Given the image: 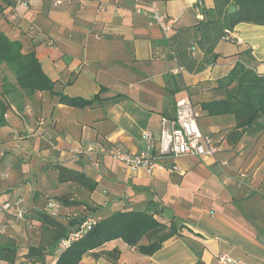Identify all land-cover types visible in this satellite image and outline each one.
<instances>
[{
  "label": "crops",
  "instance_id": "0c3cea01",
  "mask_svg": "<svg viewBox=\"0 0 264 264\" xmlns=\"http://www.w3.org/2000/svg\"><path fill=\"white\" fill-rule=\"evenodd\" d=\"M15 1L0 0V31L27 46L25 52L35 53L56 93L96 101L75 108L48 92L27 96L18 90L9 96L8 111L14 119L6 114V125L0 127V204L21 202L26 216L34 199L43 202L59 190L55 197H64L58 202L80 203L60 205L64 223L80 214L101 220L117 212L152 208L161 222L178 228L179 236L148 257L120 240L106 244L101 250H119L116 264H220L221 256L235 264H264V134L244 137L229 147L225 138L230 126L224 118L201 112V131L219 145L215 160L179 157L163 161V169L148 174L145 169L130 172L111 157L115 147L130 153L144 150L142 132L157 136L161 119L174 115L180 98L188 97L197 106L211 100L214 83L236 62L264 74V27L239 23L225 30L239 41L219 39L213 64L198 74L184 70L175 75L178 63L150 19L149 3L175 20L174 33L204 21L195 17L198 0H110L103 11L93 0L68 8L56 7L52 0L21 5ZM213 7V0H202V12ZM207 46L197 45L199 58H204ZM0 77L1 85L3 79L15 83L6 66L0 67ZM16 139L26 140L22 150L9 147ZM34 140L44 143L52 159L36 174ZM59 169L89 180L94 190L88 191L78 178L65 176L59 182ZM241 173L245 178L238 183ZM69 188L73 192H67ZM14 208L2 217H13ZM16 232L6 239L15 241L23 260L31 245L26 244L24 230ZM0 239V245L6 243ZM80 264L112 263L87 255Z\"/></svg>",
  "mask_w": 264,
  "mask_h": 264
},
{
  "label": "trees",
  "instance_id": "16d2710c",
  "mask_svg": "<svg viewBox=\"0 0 264 264\" xmlns=\"http://www.w3.org/2000/svg\"><path fill=\"white\" fill-rule=\"evenodd\" d=\"M213 3V9L204 10V21L176 30L168 42L178 65L189 74H198L207 65L214 63L217 56L212 53L213 47L224 37L225 30L232 29L239 23L264 27V0H213ZM230 6L236 8L232 14H228ZM199 44L201 47L208 45L202 59L197 54ZM1 66H6L15 83L11 84L3 79L0 90V127L6 125L5 115L9 110L7 99L18 90L27 96L48 92L57 97L59 103L75 108H84L96 101L95 98L84 100L56 93L54 83L42 72L35 53L25 52L19 41L8 39L0 31ZM211 91L214 92L213 98L201 103L200 111L208 117L224 118V123L230 126L225 138L229 147H235L244 137L254 138L264 134V74L236 62L228 75L214 83ZM65 176L74 181L77 178L84 181L88 191L95 188L89 180L75 172L59 169V182ZM33 201V207L30 209L32 212L26 218L38 225L40 235L37 244L28 246L26 253L21 257L23 260H19L15 241L6 239V243L0 245V263L80 264L85 256L91 255L94 258L103 257L116 264L120 255L117 248L110 251L101 250L112 241L120 240L128 248L135 249L138 255L148 257L161 250L169 239L179 236L175 224L161 222L156 210L152 208L144 211L117 212L96 221L85 235L58 252L61 241L77 231L87 218L80 214L67 218L64 223L58 218L59 210L54 213L48 208V201L43 206L37 204V199ZM13 203L5 201L0 204V217L9 214L15 206ZM55 203L59 207L80 205L79 202L66 199ZM4 204L10 205L8 211H2ZM12 216L15 217L14 212Z\"/></svg>",
  "mask_w": 264,
  "mask_h": 264
},
{
  "label": "built area",
  "instance_id": "2783aa9c",
  "mask_svg": "<svg viewBox=\"0 0 264 264\" xmlns=\"http://www.w3.org/2000/svg\"><path fill=\"white\" fill-rule=\"evenodd\" d=\"M96 9L103 11L106 9L110 0H93ZM28 0H16V5L27 4ZM56 7L68 8L69 6L78 3L82 4L85 0H52ZM150 19L154 23L164 39L169 42L172 36L175 20L169 19L164 14L160 13L156 4L153 1L149 3ZM195 17L198 21L203 20L202 0H198L195 8ZM226 42H238V39H233L228 31L224 32L222 38ZM174 60L177 62L175 56ZM184 69L179 65L172 72L180 74ZM199 113L195 110L192 102L188 97L180 98L175 103L174 115L171 118H162L160 121V129L158 135L155 136L151 131L144 130L141 134L142 141L145 144V149L138 153H130L122 151L117 147L113 148L111 157L116 162L122 164L130 172L139 169H145L148 174H151L155 169H163V161L174 160L179 157L190 156L197 158L216 159L219 152V145L214 138L208 134H204L199 127ZM92 150H88L91 153ZM218 166L224 163L218 162ZM172 172H176L177 168L172 167ZM245 174H240L237 182L242 183ZM21 202L15 203L14 216L16 220H21L23 217V208ZM48 208L56 213L59 206L54 201L48 202ZM2 211L10 209L9 204H4L1 207ZM98 221L94 218H88L79 229L70 234V236L61 241L58 246V252L65 250L73 241L80 239L90 230L91 226ZM220 264H235L231 259L221 256Z\"/></svg>",
  "mask_w": 264,
  "mask_h": 264
},
{
  "label": "rangeland",
  "instance_id": "374dc122",
  "mask_svg": "<svg viewBox=\"0 0 264 264\" xmlns=\"http://www.w3.org/2000/svg\"><path fill=\"white\" fill-rule=\"evenodd\" d=\"M24 50L27 51V46L23 47ZM1 78V77H0ZM11 79V78H10ZM1 83V81H0ZM0 88H1V84H0ZM203 103V102H202ZM193 106L195 108V110H197V112L199 113V119H201V111H200V104L197 106L196 103H193ZM10 118L14 119L13 114L10 111H7V113ZM202 120V119H201ZM33 140V139H32ZM23 139H16L13 140L12 143L10 144L9 147H15L17 150H22V147L25 145L24 144ZM216 141V140H215ZM32 144H34V151H35V155H34V159H33V173L36 174L44 165H48L49 163H51L52 159L50 158L49 155H51V153H45L46 152V148L44 143H42L41 141H31ZM241 174H245V173H241ZM53 176H51L49 179L51 180V186L53 187V184H55V182L53 181ZM58 186H56V188H54L55 190H57ZM60 188V187H59ZM58 188V189H59ZM54 191V190H53ZM58 192L60 193V191L58 190ZM58 192H53L51 194L50 197H48L47 199L45 198L42 202V200L40 198H38L37 200V204L39 206H43L45 201L50 199L51 201L54 202H58V198H63L64 196H58L55 197V195H58ZM67 192H73L72 188H69V190H67ZM66 198V196H65ZM27 213L26 216L24 218L23 214V220L17 221L15 220L13 217H9L7 220H5L2 216L0 217V238L3 237V240H6V238L8 236H14V234L17 235V230H21V232L24 230V234H22L23 236H25V238L27 239V245H32V244H37L38 242V238H39V229H38V225L35 221H32V224H30L29 219H27L26 217H28L29 215H27L28 213L30 214V209H27ZM14 212V211H13ZM33 214V213H32ZM63 217V215H61L60 213L58 214V218ZM21 234V233H20ZM1 241V239H0Z\"/></svg>",
  "mask_w": 264,
  "mask_h": 264
},
{
  "label": "water",
  "instance_id": "95a60500",
  "mask_svg": "<svg viewBox=\"0 0 264 264\" xmlns=\"http://www.w3.org/2000/svg\"><path fill=\"white\" fill-rule=\"evenodd\" d=\"M236 11V8L234 7V6H230L229 8H228V14H232V13H234Z\"/></svg>",
  "mask_w": 264,
  "mask_h": 264
}]
</instances>
